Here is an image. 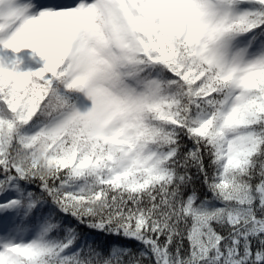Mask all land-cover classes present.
I'll list each match as a JSON object with an SVG mask.
<instances>
[{"label":"snow or ice","instance_id":"6c2138e0","mask_svg":"<svg viewBox=\"0 0 264 264\" xmlns=\"http://www.w3.org/2000/svg\"><path fill=\"white\" fill-rule=\"evenodd\" d=\"M0 264H264V0H0Z\"/></svg>","mask_w":264,"mask_h":264},{"label":"rangeland","instance_id":"374dc122","mask_svg":"<svg viewBox=\"0 0 264 264\" xmlns=\"http://www.w3.org/2000/svg\"><path fill=\"white\" fill-rule=\"evenodd\" d=\"M63 2H70V0H63Z\"/></svg>","mask_w":264,"mask_h":264}]
</instances>
